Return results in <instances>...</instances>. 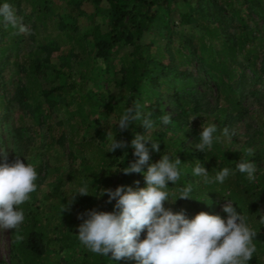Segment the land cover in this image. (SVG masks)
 I'll return each instance as SVG.
<instances>
[{"label":"trees","instance_id":"1","mask_svg":"<svg viewBox=\"0 0 264 264\" xmlns=\"http://www.w3.org/2000/svg\"><path fill=\"white\" fill-rule=\"evenodd\" d=\"M86 1L90 2L96 11H100L103 5L108 7L109 23L103 31L97 26L83 31L82 34L78 32L77 20L83 15L82 5ZM256 1L260 6H256L253 0H246L245 4L252 3L260 11L253 14L249 12L250 8L244 20L240 15L241 11L233 10L226 0H66L64 7L69 8V12L66 13L61 12L64 7L56 6L54 0H25L29 6L26 15L22 13L21 0H0V6L5 3L11 6L20 25L26 28L25 22L31 21V26L26 28L27 31L21 32L19 25L13 27L0 17V62L12 51L16 58L20 57L21 49L25 47L27 40L34 43L31 50L22 53L24 58L21 67L24 72V82L16 88L13 96H8L0 75V111L5 112L0 119H8L7 111L16 101L22 109H29L33 123L31 131L42 140L33 143L29 138H22L20 159L36 154L41 145H45L46 148L54 144L62 145L65 139L63 130L61 128L54 130L53 125L49 123L56 109L61 110L65 107V113L72 115L80 129L87 125L84 105L91 100L86 96H80L75 91L76 84L71 80L69 58L73 56L72 43H75L82 52L91 45L94 56L104 62L117 56L120 50H125V54L119 59L122 77L117 83L122 92L121 101L111 100L112 103L115 102L118 121L128 108L134 111L138 108L142 118L151 113L156 130L153 129L146 134L160 143V150L153 151L149 145L150 163L160 160L165 154L173 160L178 156L182 162L179 165L181 174L179 181L175 185L168 182V191L173 194V200L169 199V201L175 200V202L166 201L165 208L173 212L183 211L188 218H192L200 211L215 215L221 204H232L256 233L254 243L257 250L248 264H264L262 225L264 172L255 173V180L249 181L246 174L237 170L236 165L241 160L251 162L254 159L243 158V154L232 148L228 138L222 135L225 126L229 128L233 119L245 114L242 101L247 88L251 89L252 95H264V56L262 59L259 58L260 60H252L244 55L251 47L250 36L254 33L256 34L254 38L259 37L257 29L253 30L250 27L251 17L258 15L264 19V0ZM209 4L214 6L220 15L223 12L224 16L213 17V20L209 21ZM173 6H180L175 25L170 21ZM226 17L231 23L230 28L223 24ZM197 19L214 26L207 25L205 32L191 38L189 34L198 27ZM51 29L55 30V34L51 33ZM175 32L180 35L177 41L173 38ZM147 35L165 39V51L168 52L166 62L160 57V48L157 49L156 55L150 53L152 42L147 44L143 42ZM54 38L62 39L63 49ZM213 40L222 42L223 46L214 49ZM54 52H59L58 57L61 60L56 65L50 62ZM194 60L215 87L217 105L214 111L222 116L215 123L217 132L214 133L211 149L206 148L203 152L188 148L186 144L189 131L187 126L197 127L196 134L199 135L201 127L212 124L209 113L213 110L205 102V95L196 88L200 78L197 74L199 70L192 68ZM163 96H166L176 108H180V112L176 115L178 121H172L173 124L166 127L156 119L160 114L155 115L158 105L164 101ZM181 117L186 119L182 120ZM20 119L22 120V117ZM118 121L111 123L108 130L97 129L91 138L81 139L82 144L84 145L85 141L89 149H93L95 142L104 145L109 134L127 145L105 154L112 156L107 165L113 170L112 173L101 169L100 164H95L99 170L106 172L102 176L108 178L103 177L100 182H105L108 188L115 186L117 188L121 185L127 188L131 183L145 182L140 173L127 175L123 173V170L137 159L131 147V140L134 138V133L143 134L142 119L132 121L125 130L119 128ZM43 126L47 127L46 135L41 133L40 129ZM80 153L79 150L76 152L72 149L71 158ZM197 163L209 171V177H214L225 167L229 168L231 173L223 183L205 184L202 177L192 174ZM86 168L89 170V165ZM41 169L40 163L36 166L38 176ZM109 178L116 180L111 182ZM35 183L37 184V181ZM189 184L192 186L190 198L180 199L179 189ZM115 203L113 200L106 211H114ZM20 207L25 215V220L20 226L23 239L16 242L12 250L15 252L17 248L23 247L37 257L47 255L50 245L56 241L48 235L52 229H47L44 210L41 211L39 206L33 207L29 201ZM144 235L146 232L142 233L141 238ZM75 241L80 244L79 240L68 237L64 245L72 247ZM84 248L83 263H88L90 257L92 264H107L111 260L110 254L98 255L85 246ZM78 263L75 259L66 261V264Z\"/></svg>","mask_w":264,"mask_h":264},{"label":"rangeland","instance_id":"2","mask_svg":"<svg viewBox=\"0 0 264 264\" xmlns=\"http://www.w3.org/2000/svg\"><path fill=\"white\" fill-rule=\"evenodd\" d=\"M228 6L232 7L233 10L241 11V17L247 18L248 10L251 8L250 13L260 11L256 6H260L256 0H253L256 4L252 3L245 4L246 0H226ZM66 0H54L56 6L64 7ZM21 7L23 15L29 12V6L25 3V0H21ZM194 5V3H193ZM195 6V5H194ZM208 19L213 20V17L224 16L223 12L221 15L217 9L211 4L208 5ZM180 6H173L172 16L170 21L172 25L177 23V12ZM69 8H63L61 12L66 13ZM83 15L77 20L78 32L81 34L83 31L89 30L93 27L99 26L100 30L103 31L106 25L109 23L108 13L109 9L106 6H101L100 11H96L93 5L86 1L82 5ZM212 18V19H211ZM221 19V18H220ZM27 24L26 28L31 26V21ZM223 24L230 28L231 23L229 18L224 19ZM5 26V23L3 24ZM207 25H212L206 21H196L197 30L190 33L189 37L193 38L195 35H200L205 32ZM250 27L259 32V37L256 34H252L251 47L244 53L246 58L262 59L264 56V19L258 15L251 17ZM52 34H55V30H50ZM256 33V32H255ZM176 32L173 38L177 41L180 39ZM61 37V36H60ZM62 38V37H61ZM58 40L60 48L63 49L62 39ZM143 42L145 44L152 42L150 53L153 55L157 54V49L160 48V57L164 62L168 52L165 51V39L162 37L154 38L151 35L144 37ZM25 47L21 49L20 57L16 58L15 53L12 51L8 54L7 58L0 62L1 78L4 83L5 89L8 96L14 95L16 88L24 82V72L22 71V60L24 58L23 52H27L33 48L34 43L29 40L26 41ZM73 44V56L70 60V75L71 80L76 84L75 91L82 97L90 98V103L84 105V116L86 118V127L80 129L75 124L72 115L65 113V107L61 110L56 109L54 114L51 116L49 121L50 125H53L52 129H62L65 135L62 145H53L46 148L45 145H41L38 148L36 154L26 156L22 161L24 163H31L35 168L38 164H42L40 175L37 179V190L30 194V204L39 206V209L44 210L46 217V223L48 224L47 229L50 228L48 235L51 239L56 242L50 245V250L47 255L35 256L30 252H27L23 247H19L14 252L12 250L15 238V230L0 229V264H66L67 260L75 259L78 264H92V258L88 259V263L82 261V250L84 246H80L75 241L72 247L64 245V242L68 240V237L74 240H78V226L82 221L78 219V214L85 213L89 210L96 209L98 211H106L110 207L108 202V195L102 192L104 189L115 190V187L108 188L106 183L100 182V179L106 176H102L104 173H112L113 170L108 168L110 162V156H105L110 151V140L106 137L105 146L98 142L94 143L93 149L87 147L88 144L83 139L91 138L96 130L101 131L104 128L107 130L110 124L118 121V116L115 112V102L111 100L121 101L122 92L118 87V82L122 77L120 57L125 54V50L120 52L109 60L104 62L102 59L94 56V50L91 45L86 47V50L82 52L77 48L75 43ZM223 46L222 42L213 40L212 47L214 49H220ZM263 47V48H261ZM60 49V50H61ZM82 52V53H81ZM59 52H54L51 56L50 62L53 65L59 64ZM259 59V60H260ZM181 68H183L181 66ZM194 70H199L198 78L200 82L196 85V88L205 95V102L210 105L212 109L211 118L212 124L218 122L222 116L215 113L216 110V92L210 79L204 75L202 69L198 67V64L194 60L192 63ZM261 90V89H260ZM74 91V92H75ZM251 89L247 88L246 93L243 97L242 106L245 109V114L236 117L231 121L229 126L230 132L234 133L231 139L228 141L231 143L232 148L238 150L243 154L245 159H254L251 161L256 166L257 172H264V95H252ZM164 101L158 105L155 115L158 113L156 119L160 120L163 115H169L172 121L176 122V115L180 112V108L169 102L166 96H163ZM13 106L8 109V119H0V152L6 149L7 151V162L12 163L16 159V155L20 156L21 147L20 141L23 138H29L31 142L36 143L42 140L37 137L32 131L33 126L31 120V113L29 109H22L16 101L12 103ZM5 112L0 111V116ZM22 117V120L20 119ZM185 120V117H181ZM154 120V119H153ZM49 123H46L49 124ZM161 125L166 127L161 122ZM188 134L186 138V144L188 148L194 149L195 144L199 143L200 137L197 133V127L191 125L187 126ZM18 130L20 133H18ZM41 133L46 135L47 127L43 126ZM154 130H156L154 128ZM42 135V136H44ZM74 149L76 152L79 150L81 153L71 158L70 151ZM249 149L252 154L249 155ZM258 157V158H254ZM103 160V161H102ZM156 160L155 162H158ZM4 162V157L0 155V163ZM153 162V163H155ZM95 164H100L101 169L99 170ZM86 165V166H85ZM89 165V170L87 166ZM97 168V169H96ZM146 171V168L144 169ZM143 177V175L141 174ZM110 177V176H109ZM108 178V177H106ZM111 182L116 180L115 178H109ZM88 186L89 196L75 195L80 187ZM133 189L137 187H146V183H131ZM169 199L173 200V194L170 193ZM75 197L74 201L73 198ZM69 210L62 212V209L67 207ZM223 203L219 206L215 215H220L222 218H227V214L223 212ZM264 227V206L262 211ZM77 244V245H76ZM16 254V256L14 255ZM91 262V263H90ZM119 263V264H133V260L121 259L115 260L111 257L108 263ZM107 263V264H108ZM136 264V263H134Z\"/></svg>","mask_w":264,"mask_h":264},{"label":"clouds","instance_id":"3","mask_svg":"<svg viewBox=\"0 0 264 264\" xmlns=\"http://www.w3.org/2000/svg\"><path fill=\"white\" fill-rule=\"evenodd\" d=\"M0 17L13 27L19 25L21 32L27 31L19 24L9 4L0 6ZM141 119L144 132L134 133L131 140L137 159L123 173L142 174L146 187L134 190L131 186L125 188L121 185L115 190L104 189L102 195H108V202L115 200V210L92 209L78 214L77 218L82 221L78 226L79 242L92 253L103 256L110 254L114 260H135L136 264H248L257 250L254 243L256 233L232 204L223 206L226 219L205 211L188 218L183 211L173 212L165 208L166 201L175 202L169 201L168 182L175 185L179 181V165L182 162L178 156L173 160L165 154L158 162L150 163V148L157 152L160 150V143L146 134L155 127L151 113L142 118L138 108L135 111L128 108L117 125L125 130L132 121ZM160 120L165 125L171 123L169 115L161 116ZM201 128L200 141L195 148L203 152L206 148L211 149L217 126L213 123ZM222 135L231 139L234 133L225 126ZM108 139L111 141L109 152L127 146L111 134ZM0 155L4 157V162L0 163V229L15 230L14 242H19L23 239L20 226L25 220L20 206L29 201L30 194L37 190L35 182L38 173L31 163H24L21 156L16 155L15 161L8 163L6 149ZM236 168L246 174L249 181L255 180L254 163L241 160ZM230 173L231 170L225 167L214 177H209V171L199 163L192 172L193 176L202 177L205 184L223 183ZM136 183L138 185L139 181ZM179 191L180 199H189L192 186L189 184ZM77 195L89 196L88 186L80 187L75 197ZM70 205L62 212L69 210ZM145 232L146 235L141 238Z\"/></svg>","mask_w":264,"mask_h":264}]
</instances>
